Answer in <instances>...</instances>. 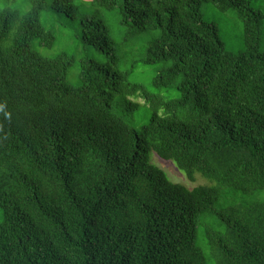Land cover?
I'll return each mask as SVG.
<instances>
[{
  "label": "trees",
  "instance_id": "trees-1",
  "mask_svg": "<svg viewBox=\"0 0 264 264\" xmlns=\"http://www.w3.org/2000/svg\"><path fill=\"white\" fill-rule=\"evenodd\" d=\"M12 2L0 9V264H264L263 13L255 1ZM202 2L237 15L243 51L226 47ZM44 14L78 31L77 85L68 78L74 55L33 48L57 41ZM115 25L128 33L129 52L118 53ZM91 45L103 61L87 53ZM147 66L153 87L179 97L130 80ZM132 96L151 110L138 129ZM151 153L210 183L171 181ZM229 193L253 199L218 209Z\"/></svg>",
  "mask_w": 264,
  "mask_h": 264
},
{
  "label": "rangeland",
  "instance_id": "rangeland-1",
  "mask_svg": "<svg viewBox=\"0 0 264 264\" xmlns=\"http://www.w3.org/2000/svg\"><path fill=\"white\" fill-rule=\"evenodd\" d=\"M25 0H14L12 6L19 5ZM255 4L263 13V18L261 20V36L259 43V51L264 52V0H254ZM7 5V0H0V9ZM200 8L204 14V17L218 26L220 37L225 42L226 47L231 51H243V38H244V25L237 15L233 11L221 12L208 2H202ZM43 25L46 28L52 29L56 32L57 41L52 48L40 47L37 43L34 44L33 48L39 51L41 54L47 57H54L62 51H66L69 54H72L76 57V63L70 69L68 74L69 81L77 85L78 84V64L81 56L84 54L81 51L79 46V41L77 39L78 31L75 27H71L68 24H65L56 18L52 17L51 14H44L41 18ZM72 24V22H71ZM150 36V34H147ZM128 37V33L124 31L123 28H120L118 25L114 27V38L117 43L118 53L129 52L131 45L126 44L125 38ZM140 39L135 42L137 45H140ZM87 53L93 57L103 61L106 57L104 51L97 50L94 45H91L87 50ZM154 75L153 66H147L139 68L136 72L130 75V80L136 81L144 85L145 89L149 93L156 95H162L165 98H178L179 91L175 88H162L158 89L152 85V77ZM134 102L138 103V106L135 107L134 111L131 113L134 121V126L138 129L143 125H148L151 116V110L149 104L147 103L144 97H130ZM160 114H163V110L159 111ZM151 160L154 164L163 169L168 178L173 182H179L187 185L189 188H192L197 185L209 184L210 181L203 177L200 174L195 175V180L190 181L185 173L180 170L175 162L166 161L159 158L155 153H151ZM253 199V196H243L240 194L229 193L221 201L220 205L217 206L218 209H226L233 205H239L241 203L249 202ZM230 212L229 210L226 211ZM2 215L0 213V221Z\"/></svg>",
  "mask_w": 264,
  "mask_h": 264
},
{
  "label": "clouds",
  "instance_id": "clouds-1",
  "mask_svg": "<svg viewBox=\"0 0 264 264\" xmlns=\"http://www.w3.org/2000/svg\"><path fill=\"white\" fill-rule=\"evenodd\" d=\"M0 111H4V105L0 104ZM5 117H8L10 114L7 112H4Z\"/></svg>",
  "mask_w": 264,
  "mask_h": 264
}]
</instances>
